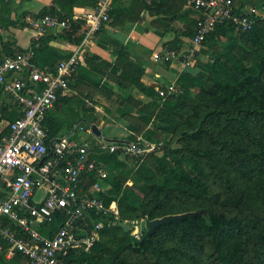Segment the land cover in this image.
I'll return each instance as SVG.
<instances>
[{"label":"rangeland","instance_id":"1","mask_svg":"<svg viewBox=\"0 0 264 264\" xmlns=\"http://www.w3.org/2000/svg\"><path fill=\"white\" fill-rule=\"evenodd\" d=\"M263 2L264 0H251L245 5L248 9L246 10L239 4V0H235V6L249 11L252 7H260ZM186 8L185 3L172 0L165 6L155 7L149 13L153 15V21H156L159 28L161 24L164 31L178 30L177 35L190 41L186 45L190 56L182 54L176 61L178 63L189 62L190 70L197 73L196 65L199 62L211 63L209 57L215 51L223 56L225 53L223 47L231 39L220 38L215 42L216 44L212 43L211 52L206 53L203 58L199 57L200 52L197 48L206 46L208 43L195 45L192 42L197 13L193 10H186ZM180 41L176 38L166 44L167 55L173 58L172 52H175V46ZM241 43L247 48L246 57L244 59L241 55L240 57L236 55L235 62L243 67L246 74L254 73L251 65L247 64V59L252 63L257 57L264 58V15L256 28L243 38ZM163 59L168 61L165 57ZM223 64L225 66L221 67ZM239 72L236 64L222 57L221 63L217 64V70L209 71V80L202 82L199 88L193 90V95L189 98L187 105L182 106L171 120L164 122L153 115L152 118L155 121L145 124L139 120L140 115L137 114V116L125 115L121 122L128 127L129 131L131 127H135L137 136L146 139L144 135L150 134L156 144H162V151L159 150L158 154H151L143 160L150 165L158 177L164 178L165 173L164 169L159 167L157 158H162L168 149H178L179 156L187 162L188 166L194 167L196 173L192 184L180 185L173 182L171 187L177 190L170 191L169 195L164 193L158 195L159 201L164 202L165 212H169L167 216H177L181 223L193 216L208 218L211 213L222 212L234 215L242 211L247 222L244 229L226 236V242L232 254L228 263L264 264V116L247 115L243 111L251 106V109H260L264 112V79L257 86L253 84L234 87L233 84H229L226 90L214 81L230 82L231 73H235L239 81L241 80ZM168 86L165 84L161 89L167 90ZM233 89L235 95L240 96V111L237 107H233L234 99L226 97L227 90ZM179 93L177 88L171 95L176 96ZM145 99L150 101L149 98ZM160 100L162 102L164 99L160 97ZM224 107H229V109ZM113 109L103 111L110 115ZM93 117V123L104 127L103 133L106 134L112 124L107 122L109 119L102 112L98 113V118H95L94 114ZM105 119L107 120L103 122L102 120ZM241 120L243 123L240 122ZM78 123H67L65 130H73ZM131 136L132 134L128 135L126 139L128 140ZM132 137L130 141L138 140L136 136ZM88 142L90 145H95L97 140L90 138ZM120 157L117 159L118 162L122 161L126 167L120 166L114 160L111 161L107 167L110 180L103 183L104 194L116 200L124 189L132 187L133 174L143 162L134 157ZM114 183L120 184L121 191L114 186ZM42 194V192L39 193L40 196ZM146 208L151 210L153 206L149 205ZM147 221L153 220L139 217L127 222L130 225L134 222L131 231L139 244L155 234L148 236L144 229ZM251 224H255V227ZM175 243L176 239L171 231H161L151 243L145 247L144 245L139 247L138 251L126 249L122 253V259L130 264H142L143 262L145 264H175V259H166L165 255L160 252L162 247L175 246ZM204 244L205 250L202 254H197L195 250L189 253L182 252L183 250L178 251L177 256H181V264H219L215 259L217 254L208 238L204 239ZM86 253L88 254L83 253L84 255H79L75 261L66 264H108L113 261L112 257L103 251ZM0 264L6 263L0 261ZM115 264H120V262Z\"/></svg>","mask_w":264,"mask_h":264},{"label":"built area","instance_id":"2","mask_svg":"<svg viewBox=\"0 0 264 264\" xmlns=\"http://www.w3.org/2000/svg\"><path fill=\"white\" fill-rule=\"evenodd\" d=\"M158 1L145 0L147 5ZM181 1L199 15L192 38L195 45L203 44L221 25L251 31L256 17L264 15V3L240 11L235 0ZM109 11L110 6L102 4L88 13L86 38L110 21ZM34 24L38 31L35 40L49 30L69 27L68 20L52 15L39 17ZM79 52L80 48L60 61L55 70L37 67L31 47L0 61V92H6L21 110V115L0 131V252L5 248L6 260L20 254L27 264H65L72 253L91 251L103 229L127 223L121 220L117 201L105 203L103 183L109 173L92 155L99 151L143 161L161 148L162 144L140 136L133 141L99 140L95 145L63 137L48 144L42 122L70 90ZM176 89L172 85L158 93L165 99ZM56 221L60 226L53 229Z\"/></svg>","mask_w":264,"mask_h":264},{"label":"trees","instance_id":"3","mask_svg":"<svg viewBox=\"0 0 264 264\" xmlns=\"http://www.w3.org/2000/svg\"><path fill=\"white\" fill-rule=\"evenodd\" d=\"M172 0H160L153 3L152 5H147L145 0H132V7L136 4H139L143 8L153 11L155 7L165 6ZM181 1V0H174ZM251 1V0H249ZM254 1V0H253ZM183 2V1H181ZM97 0H57L54 5L50 7H45L40 12V17L46 15H52L59 17L62 20L69 21V27L66 28L61 33L53 34L50 31L43 34L38 40H33L31 48L34 51L33 63L41 69H50L55 70L60 61L68 59L73 55V52L67 54L59 52L57 49L50 46L52 41L61 40L74 47L80 46L85 39V22L76 18L73 14V8L77 5H87L91 7H96ZM184 3V2H183ZM264 3V2H263ZM119 12L115 8L111 12V16H118ZM263 17H256V24L251 31L248 32H239L235 28L228 25H221L216 28V30L209 35V37L204 41L205 43H214L220 38H229L231 41H227L223 49L225 51L222 56L220 52H213L210 55L211 63H201L199 62L195 69L197 73L191 71H183L179 74L176 82V87L179 89V94L176 96L171 95L165 98L162 102L158 92L152 88L146 86L142 81L141 77L143 75V70L140 66L134 63L122 62L124 68L128 69L124 71L121 77L133 84L134 88L140 93L144 94L150 99L147 103H142L140 101L134 100L132 103H127L123 107H120L119 113L122 115H130L136 113L140 115V119L145 124H150L155 121L152 118L153 115L159 120L169 121L177 114L179 109L182 106L187 105L189 98L193 95V90L199 88L202 82L209 80V71L217 70V64L221 63V58L226 57L233 64H236L237 69L240 71L241 80L238 81V77L235 73H231V81L223 82L219 80H214L216 83L222 86L224 90L229 88V84H233L234 87H244L246 85H259L264 79V58L257 57L255 61L251 63L247 59V64L251 65V69L254 73L246 74L241 65H237L234 57L243 58L246 57L245 51L246 47L241 43V40L245 38L249 33H251L257 24L262 20ZM196 28L192 35L196 33L200 21L196 19ZM16 21L10 19V12L6 10L1 19L0 25L2 28H8L9 26H16ZM180 43V42H179ZM177 43L175 49L180 50L181 45ZM11 43L9 41L3 43L2 51H5V57L14 56L17 53L24 52V50L18 49L15 53L11 49ZM4 57V58H5ZM95 58V57H94ZM96 59V58H95ZM237 59V58H236ZM245 59V58H244ZM128 65V68L126 67ZM223 64L221 67H224ZM234 99L233 107L241 110V104L239 103L240 96L235 95L234 89L227 90L226 97ZM160 100V101H158ZM60 99L56 102V106L59 103ZM222 101V100H221ZM220 101V102H221ZM225 102V100H223ZM264 102V101H263ZM78 105V103H77ZM229 109V107H224ZM263 109V108H262ZM75 108H67L65 113H57L53 110H50L42 122L43 127L47 134L48 144L54 141L57 138L58 132L62 129L65 123L70 120L72 122H79L82 120L78 110L74 111ZM87 116L83 119L88 122L94 121L93 109L88 108ZM247 115L254 116H264V112L259 110L251 109V106L248 110H243ZM16 117L15 119H17ZM14 119V120H15ZM13 120V121H14ZM240 122L243 123L241 120ZM130 131L133 134L132 136H137V129L131 127ZM199 135V134H198ZM129 137L133 138V137ZM146 140L154 142L150 134H145ZM127 141H130V140ZM160 150H163L161 146ZM180 151L178 149L167 150L164 153L162 158H157L159 167L164 169L165 177H158L157 173L143 161L140 166L135 170L132 177V187L124 189L117 200L110 195L103 194L102 197L106 204L111 203L112 201H117L121 220L126 222H131L136 218L144 217L149 220H155L167 216L169 212L164 210V202L159 201V194H170V191L177 190L171 184L176 182L180 185H190L193 182L195 176L194 167L188 166L187 162L179 156ZM158 154V153H157ZM120 154H108L100 153L99 151L96 154L92 155V159L104 163L107 167L111 161L118 162L117 159H120ZM118 164L122 167H126L125 163L119 161ZM110 180V176L107 179V182ZM114 186L121 191L120 184H115ZM153 206V209L149 210L146 206ZM247 224L245 215L242 211H238L234 215H227L222 212L211 213L208 218L202 216H193L188 219L183 220L181 223H171L163 225L156 229L155 234L148 237L141 244L136 242L132 231L126 232L122 227L115 226L111 228H105L101 231L100 240L95 244V246L89 251H103L105 254H109L113 261H110L108 264H115L120 262V264H130L122 259V253L126 249L136 250L141 246H147L151 243L152 240L160 235L161 231H171L173 237L176 239L175 246H169L168 248L162 247L160 252L165 255L167 259H175V264H181V256H177V252L183 250L182 252H191L196 251L197 254H202L205 250L204 239L208 238L210 244L213 246L214 252H216V260L219 264H229V257H231V250L226 242V236L231 234L234 231H241L244 229V226ZM60 226V221H56L52 224L53 229H57ZM252 227H255V224H251ZM42 230L46 232L47 228L45 225H42ZM5 248L0 252V261H5L6 264H26V260L20 254H16L13 259L6 260L4 257ZM86 252L72 253L65 264L75 261V259ZM78 254V255H76ZM84 255V254H83ZM169 262V261H168ZM171 262V261H170ZM96 264H105V263H96ZM142 264H145L144 262Z\"/></svg>","mask_w":264,"mask_h":264},{"label":"crops","instance_id":"4","mask_svg":"<svg viewBox=\"0 0 264 264\" xmlns=\"http://www.w3.org/2000/svg\"><path fill=\"white\" fill-rule=\"evenodd\" d=\"M56 1L0 0V22L6 10L10 12V19L17 22L16 26L8 28H2L0 25V61L6 56L5 51H2V45L7 41L11 43L10 49L15 53L18 49L26 51L31 47L32 41L38 35L34 24L35 19L40 17V12L45 7L54 5ZM97 1L99 3L94 8L87 5L74 6V16L86 23L85 17L88 13L102 4L110 6L109 16L117 8L118 16H110V21L103 25L96 34L88 38L85 37L80 46L74 47L61 40L50 43L51 47L65 54L73 51L76 53L80 48L79 63L70 80V90L59 98V103L57 106L55 104L51 110L65 113L67 108L73 107L74 111L78 110L77 112L82 118L73 130L66 131V124L72 122L68 120L58 132L57 138L73 137L79 142H88L90 138L97 141L121 142L125 141L128 135L136 134H133L126 125L122 124V117L125 115L119 113L120 107L129 102L131 104L134 100L144 104L149 102L145 99L148 97L121 77L122 73L128 70L124 68L122 62L126 61L140 66L143 70L141 81L158 92L165 84L169 85L168 87L176 86L179 74L183 71H191L189 62L178 63L176 61L182 54L190 56L189 51L186 50V45L190 41L177 35L178 30L164 31L161 24L159 28L156 21H153L154 17L149 13L150 10L142 8L139 4L132 7V0ZM239 1L242 8L248 10L245 5L249 3V0ZM238 9L244 11V9ZM186 10L191 9L187 6ZM196 19L199 20L198 14ZM63 31L50 32L56 34ZM176 38L182 41V43L180 41L181 49H175V52H172V58L171 55H167L166 44ZM212 46L210 42L206 46L198 47L199 57L203 58L206 53L211 52ZM156 54L159 56L155 57ZM163 57L168 61H164ZM126 67L128 68L127 64ZM88 108L93 109L95 118H98V113L102 112L109 119L107 122L112 123L106 134L103 133L104 127L83 119L87 116L85 110ZM109 108H114L110 115L105 112ZM104 109L105 111H103ZM20 115L21 110L15 101L6 92H0V131H5L8 124ZM130 115L137 116L136 113ZM94 125L100 130V136L93 133Z\"/></svg>","mask_w":264,"mask_h":264},{"label":"water","instance_id":"5","mask_svg":"<svg viewBox=\"0 0 264 264\" xmlns=\"http://www.w3.org/2000/svg\"><path fill=\"white\" fill-rule=\"evenodd\" d=\"M93 133L97 136H100L101 132L98 129V127L96 125H94L92 127ZM180 219L177 216H167L161 219H156L153 221H147L144 225V229L147 231L148 236L152 235L153 233H155L156 229L166 225V224H171V223H176L179 222ZM120 227H122L126 232L131 231V225L125 222H121L120 223Z\"/></svg>","mask_w":264,"mask_h":264}]
</instances>
